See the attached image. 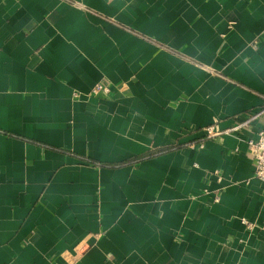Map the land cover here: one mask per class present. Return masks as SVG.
<instances>
[{
  "label": "crops",
  "instance_id": "1",
  "mask_svg": "<svg viewBox=\"0 0 264 264\" xmlns=\"http://www.w3.org/2000/svg\"><path fill=\"white\" fill-rule=\"evenodd\" d=\"M263 99L264 0H0V264H264Z\"/></svg>",
  "mask_w": 264,
  "mask_h": 264
},
{
  "label": "built area",
  "instance_id": "2",
  "mask_svg": "<svg viewBox=\"0 0 264 264\" xmlns=\"http://www.w3.org/2000/svg\"><path fill=\"white\" fill-rule=\"evenodd\" d=\"M108 92H109V87L107 85H103L102 83H97L92 88V93L94 95L106 94ZM260 114L264 115V99H263L262 108L258 113L254 114L250 118L242 120L240 123L236 124L231 129L235 130L240 127H246L252 119H254L256 116ZM227 131H229V129H226L224 132ZM205 132L207 137H211L218 133L214 130L212 126L206 127ZM247 144H248V156L250 157L254 165V175L257 179L264 182V124H262L260 130L257 133V136L255 138H250L247 141ZM202 146H203V142H200L199 147ZM240 222L243 225H245V227L249 231H253L255 228L264 229V222L257 224L254 222H250L243 217L240 218Z\"/></svg>",
  "mask_w": 264,
  "mask_h": 264
}]
</instances>
